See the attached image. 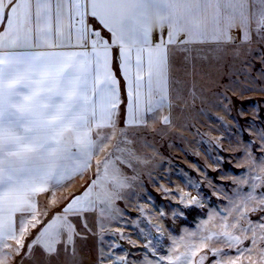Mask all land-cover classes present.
<instances>
[{"label": "snow or ice", "instance_id": "snow-or-ice-1", "mask_svg": "<svg viewBox=\"0 0 264 264\" xmlns=\"http://www.w3.org/2000/svg\"><path fill=\"white\" fill-rule=\"evenodd\" d=\"M252 2L259 9L250 17L249 0H0V51L43 49L0 54V243L11 239L17 249L52 256L79 235L75 218L111 201L106 188L91 198L97 171L82 195L65 198L58 215L42 220L36 206L50 182L82 173L100 153L121 150L123 130L114 119L120 97L110 72L114 49L128 94L123 124H144L145 113L168 99L170 53L195 44L226 45L232 30L247 39L250 19L264 32V0ZM68 48L83 51L61 50ZM161 119L168 123L167 115ZM71 148L78 159L69 168L63 162ZM109 164L105 155L96 168L108 177ZM229 227L221 225L220 235L239 243Z\"/></svg>", "mask_w": 264, "mask_h": 264}, {"label": "rangeland", "instance_id": "rangeland-1", "mask_svg": "<svg viewBox=\"0 0 264 264\" xmlns=\"http://www.w3.org/2000/svg\"><path fill=\"white\" fill-rule=\"evenodd\" d=\"M258 9L252 2V14ZM252 24L249 40L215 50L211 59L208 47L176 53L171 121L117 128L121 150L96 156L84 182L99 171L92 198L106 188L111 201L75 218L79 235L66 248L45 256L11 240L0 247V261L229 264L239 258L264 264V32ZM105 155L108 177L96 168ZM82 180L73 181L74 191ZM61 191L41 199L42 220L62 211ZM223 224L239 243L220 235Z\"/></svg>", "mask_w": 264, "mask_h": 264}, {"label": "crops", "instance_id": "crops-1", "mask_svg": "<svg viewBox=\"0 0 264 264\" xmlns=\"http://www.w3.org/2000/svg\"><path fill=\"white\" fill-rule=\"evenodd\" d=\"M6 2V0H5ZM251 7H252V0H249V5H248V13L249 16H252V12H251ZM252 19H250L249 22V26H248V37L247 39H242L243 36V32L239 31V30H232L229 34L230 36H232L234 39L226 44V45H216V44H195V45H189L187 46L186 50L188 49H194V48H201V47H208V51H209V59H211V57L214 55L215 50H219L222 49L225 46L228 45H234L237 43H243L247 40H249L251 38V34H252ZM0 30H2V26H0ZM43 49H36V48H16V49H4L2 51H0V54L6 52L9 54H17V55H27V54H31L35 51H41ZM63 51H83V49H61ZM179 51L170 53V58H169V66H168V73H167V95H168V99L166 101L163 102L164 106L162 108H157L155 109L153 112L151 113H145L144 119L146 121V123L141 124V125H133L131 127H125V125L123 124V119H124V109L125 106L127 104L128 101V94L125 90V85H126V81L124 76L122 75L121 72V63L119 60V50L118 49H114L113 50V58H112V62L110 65V72L112 74V76L115 78L116 82H117V88L119 91V97H120V105L119 108L116 110V116L114 117L115 119V123H116V128L118 127H122V128H126V129H147L151 123L156 122L158 124H164L162 122V116L167 115L169 121H171L172 119V113H173V92H172V85H173V77H172V65L173 62L176 58V53H178ZM133 78L135 75V70L133 69ZM155 100H159L158 96L154 97ZM105 131H109L108 129H106ZM95 138V137H93ZM95 152V150H93ZM78 159L77 156V150L75 148H71L70 149V154H69V159L65 160L63 163L66 164L69 168H71L74 163L76 162V160ZM93 159H91L89 161V167L84 170L82 173H73L70 176H68L66 179H62L60 180L59 183H54V182H50V190L48 193H44L38 197H36V206L37 209L39 210L41 207V199L46 197L47 194H56L57 190L61 191L63 189V191H61V193L63 194V192L66 193L65 197H68L69 195H82L84 193V191L87 190V186L88 184L84 183L85 182V176L88 174L89 169L92 166L93 163ZM82 184L79 187V189L77 191L73 190V186L72 183L74 180L77 179H82ZM68 187L65 188V187ZM93 194V192H92ZM64 197V198H65ZM92 198V197H91ZM66 199L65 201L62 203V205L60 206V208L62 209L63 206L66 204ZM19 215V214H17ZM11 241V239H8L6 241H4L3 243H9ZM3 243H0V247L2 245H4Z\"/></svg>", "mask_w": 264, "mask_h": 264}]
</instances>
